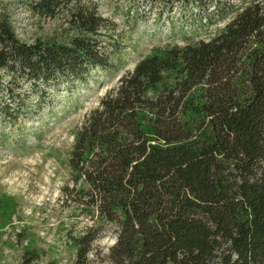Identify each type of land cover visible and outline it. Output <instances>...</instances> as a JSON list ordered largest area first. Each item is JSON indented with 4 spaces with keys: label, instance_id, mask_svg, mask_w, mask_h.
<instances>
[{
    "label": "trees",
    "instance_id": "trees-1",
    "mask_svg": "<svg viewBox=\"0 0 264 264\" xmlns=\"http://www.w3.org/2000/svg\"><path fill=\"white\" fill-rule=\"evenodd\" d=\"M143 2L224 26L154 50L85 117L69 158L72 186L63 189L92 220L73 238V264H264V0ZM24 5L62 16L76 34L25 43L0 0V85L10 79L1 116L10 122L27 111L23 100L13 108L12 85L42 86L41 107L48 88L87 85L118 53L102 39L96 0ZM109 226L116 242L105 255L96 243ZM39 259L26 252L23 264Z\"/></svg>",
    "mask_w": 264,
    "mask_h": 264
},
{
    "label": "rangeland",
    "instance_id": "rangeland-1",
    "mask_svg": "<svg viewBox=\"0 0 264 264\" xmlns=\"http://www.w3.org/2000/svg\"><path fill=\"white\" fill-rule=\"evenodd\" d=\"M96 1L106 20L105 29L100 31L102 39L108 51L118 50L112 54L111 70H96L87 85L78 84L70 90L63 85L48 88L41 107L36 104L37 89L42 86L34 89L30 81L12 85L17 95L14 98H18L13 108H20L17 102L23 100L27 110L15 122L1 116L4 103L10 102V79L5 77L1 82L0 264H23L26 252L39 255L33 264H73V238L92 220L65 199L63 189L72 186L69 158L75 133L85 117L122 75L154 50L209 39L224 26L201 27L191 10L179 7L161 11L143 0ZM4 2L16 34L25 43L64 42L76 34L62 16L34 15L24 0ZM115 242L114 228L109 226L96 245L107 255ZM103 264L110 263L106 260Z\"/></svg>",
    "mask_w": 264,
    "mask_h": 264
}]
</instances>
